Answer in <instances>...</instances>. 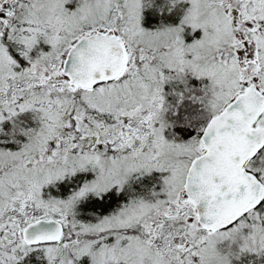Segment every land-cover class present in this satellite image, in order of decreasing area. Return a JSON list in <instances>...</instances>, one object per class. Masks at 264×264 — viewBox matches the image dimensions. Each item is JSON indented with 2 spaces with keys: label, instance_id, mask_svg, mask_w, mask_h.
<instances>
[{
  "label": "snow or ice",
  "instance_id": "obj_1",
  "mask_svg": "<svg viewBox=\"0 0 264 264\" xmlns=\"http://www.w3.org/2000/svg\"><path fill=\"white\" fill-rule=\"evenodd\" d=\"M0 264H264V0H0Z\"/></svg>",
  "mask_w": 264,
  "mask_h": 264
}]
</instances>
